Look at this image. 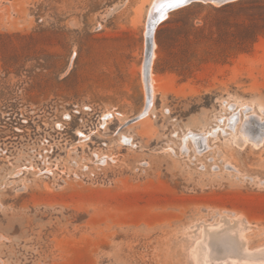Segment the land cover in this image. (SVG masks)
<instances>
[{
	"label": "rangeland",
	"instance_id": "rangeland-1",
	"mask_svg": "<svg viewBox=\"0 0 264 264\" xmlns=\"http://www.w3.org/2000/svg\"><path fill=\"white\" fill-rule=\"evenodd\" d=\"M152 1L0 0V264H264V0L160 22L137 119Z\"/></svg>",
	"mask_w": 264,
	"mask_h": 264
},
{
	"label": "bare ground",
	"instance_id": "bare-ground-1",
	"mask_svg": "<svg viewBox=\"0 0 264 264\" xmlns=\"http://www.w3.org/2000/svg\"><path fill=\"white\" fill-rule=\"evenodd\" d=\"M163 1L164 0H153L149 6V10H148L147 18H146V27H145L146 28V57L144 59V61H145L144 62V69L142 71H143V81L145 83V87L147 90V93H146L147 96L145 98L146 100H145V105H144L143 111L140 115H138L137 119H139L142 116H145L151 110L152 104H153V99H154V93L156 92L154 89V82H156V81L154 79V72H153L154 71L153 64L155 63L154 58L157 55V53H156L157 43L155 40V34H156V30H157V27L160 24V22H162L165 18H167L170 15V13L172 12V11H166L164 13L163 17L161 18L160 22L155 24V21L157 20V17L159 16V14L163 13V10H164V7H162ZM200 1L207 2V3L212 2L214 4L221 5V4H224V3H227L230 1H234V0H228V1H225V0H200ZM152 26H156L155 29ZM246 116H248V117L246 118L244 125L242 127V133L243 134H242V136L238 137V141L239 142H247L248 141L247 139H252L257 145H260L264 141V120L260 119L256 115L254 116V113L252 115L246 114ZM236 121L235 122L233 121V123H232V128H233L232 130L233 131H236L238 129V126H237L238 122H236ZM242 122H243V120L241 119V123ZM253 125H255V126H253ZM253 130L255 132H253ZM216 131H217V129H216ZM190 133H192V132H190ZM210 133L202 132V134L201 133H194L193 135H194V137H196L198 139V141L206 142L208 140V137L211 136ZM217 138H218V136H217ZM252 140H249V141H252ZM253 254H254V252H253ZM241 256H242V254H241Z\"/></svg>",
	"mask_w": 264,
	"mask_h": 264
},
{
	"label": "water",
	"instance_id": "water-1",
	"mask_svg": "<svg viewBox=\"0 0 264 264\" xmlns=\"http://www.w3.org/2000/svg\"><path fill=\"white\" fill-rule=\"evenodd\" d=\"M199 1H200V0H187V2L184 3L183 5H178V6H174V7H172V8H168V7H166V5L170 2V0H164V1H163V6H164L163 13H160V14H159V16L157 17V20L155 21V24L158 23V22H160L161 18L163 17V15H164V13H165L166 11H173V10H176V9H178V8H181V7L187 6V5H189V4L193 3V2H199ZM225 1H228V0H225ZM158 12H159V11H158ZM152 27L155 29L156 26H152ZM152 27H151V28H152Z\"/></svg>",
	"mask_w": 264,
	"mask_h": 264
},
{
	"label": "snow or ice",
	"instance_id": "snow-or-ice-1",
	"mask_svg": "<svg viewBox=\"0 0 264 264\" xmlns=\"http://www.w3.org/2000/svg\"><path fill=\"white\" fill-rule=\"evenodd\" d=\"M186 2H187V0H170V2L166 5V7L172 8L174 6L183 5ZM162 7H164V6H162Z\"/></svg>",
	"mask_w": 264,
	"mask_h": 264
}]
</instances>
